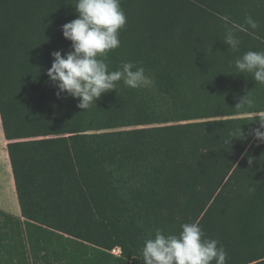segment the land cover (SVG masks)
<instances>
[{
  "label": "trees",
  "instance_id": "obj_1",
  "mask_svg": "<svg viewBox=\"0 0 264 264\" xmlns=\"http://www.w3.org/2000/svg\"><path fill=\"white\" fill-rule=\"evenodd\" d=\"M120 3L109 68L134 62L155 85L118 82L81 110L47 76L52 53L71 50L75 0H0V116L22 215L0 212V264H144L149 235L192 222L227 264H264V142L249 135L264 84L233 63L264 51V0ZM246 15L260 27L232 52L226 27ZM249 91L254 105L235 109Z\"/></svg>",
  "mask_w": 264,
  "mask_h": 264
},
{
  "label": "clouds",
  "instance_id": "obj_2",
  "mask_svg": "<svg viewBox=\"0 0 264 264\" xmlns=\"http://www.w3.org/2000/svg\"><path fill=\"white\" fill-rule=\"evenodd\" d=\"M74 10L77 18L62 26L63 37L71 42V50L64 54L53 52V62L47 70L58 99L66 94L79 101V109L89 110L94 105L97 107L102 94L116 90L118 82L131 89L154 87V78L134 62H123L117 70L109 68L107 56L120 47V32L127 22L120 0H75ZM259 27L257 20L246 15L244 24L226 27L223 42L230 51L238 52L241 41L236 33L249 29L254 32ZM233 63L238 73L251 74L256 83L264 84V51H247ZM254 103L249 91L239 99L235 109L251 108ZM252 115L254 120H259L260 128L253 129L249 135L264 142L261 130L264 112ZM238 131L242 137L241 129ZM141 254L144 264H227L224 247L218 240L206 238L198 222L181 224L178 234H165L157 228L154 235L145 239Z\"/></svg>",
  "mask_w": 264,
  "mask_h": 264
},
{
  "label": "crops",
  "instance_id": "obj_3",
  "mask_svg": "<svg viewBox=\"0 0 264 264\" xmlns=\"http://www.w3.org/2000/svg\"><path fill=\"white\" fill-rule=\"evenodd\" d=\"M0 212L22 219L16 184L0 116Z\"/></svg>",
  "mask_w": 264,
  "mask_h": 264
},
{
  "label": "built area",
  "instance_id": "obj_4",
  "mask_svg": "<svg viewBox=\"0 0 264 264\" xmlns=\"http://www.w3.org/2000/svg\"><path fill=\"white\" fill-rule=\"evenodd\" d=\"M111 254L117 257H120L122 254L121 248H115L114 250L111 251Z\"/></svg>",
  "mask_w": 264,
  "mask_h": 264
},
{
  "label": "rangeland",
  "instance_id": "obj_5",
  "mask_svg": "<svg viewBox=\"0 0 264 264\" xmlns=\"http://www.w3.org/2000/svg\"><path fill=\"white\" fill-rule=\"evenodd\" d=\"M0 220H2L1 216H0ZM1 234V233H0ZM2 252H3V249L0 247V258H2Z\"/></svg>",
  "mask_w": 264,
  "mask_h": 264
}]
</instances>
